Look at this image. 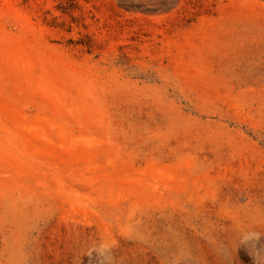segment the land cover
I'll return each instance as SVG.
<instances>
[{
    "label": "rangeland",
    "instance_id": "rangeland-1",
    "mask_svg": "<svg viewBox=\"0 0 264 264\" xmlns=\"http://www.w3.org/2000/svg\"><path fill=\"white\" fill-rule=\"evenodd\" d=\"M258 262L264 0H0V264Z\"/></svg>",
    "mask_w": 264,
    "mask_h": 264
},
{
    "label": "clouds",
    "instance_id": "clouds-1",
    "mask_svg": "<svg viewBox=\"0 0 264 264\" xmlns=\"http://www.w3.org/2000/svg\"><path fill=\"white\" fill-rule=\"evenodd\" d=\"M254 260L256 259L255 254H253ZM258 264H264V262H258Z\"/></svg>",
    "mask_w": 264,
    "mask_h": 264
}]
</instances>
